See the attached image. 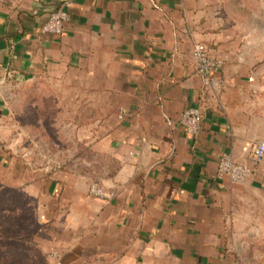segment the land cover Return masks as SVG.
<instances>
[{
  "label": "crops",
  "instance_id": "crops-1",
  "mask_svg": "<svg viewBox=\"0 0 264 264\" xmlns=\"http://www.w3.org/2000/svg\"><path fill=\"white\" fill-rule=\"evenodd\" d=\"M255 1L264 10V0ZM241 4L19 0L15 6L0 5V78L80 75L68 86L80 89V109L85 100L97 113L95 129L85 134L92 154L88 171L78 163L79 171H57L46 185V197L62 206L50 217L51 228L67 220L95 228L96 236H105L104 252L113 243L120 249L140 245L190 259L182 251L195 258L194 251L205 250L210 256L209 250L224 244L227 193L264 187V160L243 187L217 177L225 152L250 163L253 144L264 140V50L257 43L264 40L259 35L248 40L232 28L228 9ZM59 8L70 16L63 33H43L50 13ZM196 42L225 60L219 91L203 88L193 56ZM88 90L94 91L89 98L84 97ZM195 105L203 119L193 136L179 119ZM93 180L113 196H89Z\"/></svg>",
  "mask_w": 264,
  "mask_h": 264
},
{
  "label": "rangeland",
  "instance_id": "rangeland-1",
  "mask_svg": "<svg viewBox=\"0 0 264 264\" xmlns=\"http://www.w3.org/2000/svg\"><path fill=\"white\" fill-rule=\"evenodd\" d=\"M243 1L241 9H228L232 28L248 40L254 35L264 40V10L255 0H249L248 6ZM1 4L15 6L19 0H0ZM257 43L264 50V41ZM79 78L73 73L28 80L0 78V264H205L207 259L211 264H264V187L251 193L245 187L227 193L224 244L209 250L210 256L202 250L194 251V258L188 250L182 253L190 259H184L169 249H141L140 245L120 249L115 243L104 252L105 236H96L95 228L71 220L51 228L50 217L62 206L46 197L47 183L57 171H79L78 163L87 172L86 160L92 158L85 134L95 129L97 113L85 100L80 109V89L68 86ZM92 93L88 90L84 97ZM111 110L120 112L117 106H109ZM246 183L232 184L240 188ZM9 236L17 238L9 240Z\"/></svg>",
  "mask_w": 264,
  "mask_h": 264
},
{
  "label": "built area",
  "instance_id": "built-area-1",
  "mask_svg": "<svg viewBox=\"0 0 264 264\" xmlns=\"http://www.w3.org/2000/svg\"><path fill=\"white\" fill-rule=\"evenodd\" d=\"M69 17V13L65 9H57L50 13L41 31L43 33L60 35L64 31ZM193 56L196 61L197 72L202 79L203 88L206 91L221 90L225 85V81L220 74L225 60L211 56L206 44L203 42H196L194 44ZM202 114L200 106H191L182 112L179 123L189 134L195 136L201 128ZM263 160L264 140H259L253 144L250 153V163L238 162L231 153L225 152L219 160L217 177H228L231 183L235 184L246 183L253 175L255 166L259 165ZM88 191L95 197L111 198L113 196L112 191L98 183H91Z\"/></svg>",
  "mask_w": 264,
  "mask_h": 264
},
{
  "label": "trees",
  "instance_id": "trees-1",
  "mask_svg": "<svg viewBox=\"0 0 264 264\" xmlns=\"http://www.w3.org/2000/svg\"><path fill=\"white\" fill-rule=\"evenodd\" d=\"M14 238H17V237H15V236H9L7 239L12 240Z\"/></svg>",
  "mask_w": 264,
  "mask_h": 264
}]
</instances>
